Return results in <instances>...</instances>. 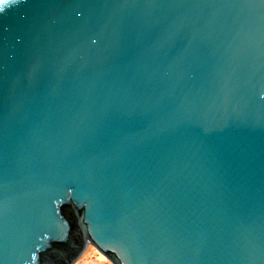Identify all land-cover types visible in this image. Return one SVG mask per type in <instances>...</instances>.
<instances>
[{"label":"water","instance_id":"95a60500","mask_svg":"<svg viewBox=\"0 0 264 264\" xmlns=\"http://www.w3.org/2000/svg\"><path fill=\"white\" fill-rule=\"evenodd\" d=\"M88 245L264 264V0L0 2V264Z\"/></svg>","mask_w":264,"mask_h":264},{"label":"rangeland","instance_id":"374dc122","mask_svg":"<svg viewBox=\"0 0 264 264\" xmlns=\"http://www.w3.org/2000/svg\"><path fill=\"white\" fill-rule=\"evenodd\" d=\"M92 251V253H91ZM96 254V256H95ZM109 264L105 259L99 260L98 253L91 246H86L82 254L71 264Z\"/></svg>","mask_w":264,"mask_h":264},{"label":"bare ground","instance_id":"6f19581e","mask_svg":"<svg viewBox=\"0 0 264 264\" xmlns=\"http://www.w3.org/2000/svg\"><path fill=\"white\" fill-rule=\"evenodd\" d=\"M94 250V249H93ZM91 253H92V251H91ZM95 256H96V254H95ZM98 259L99 260H103L104 258L98 253Z\"/></svg>","mask_w":264,"mask_h":264},{"label":"snow or ice","instance_id":"6c2138e0","mask_svg":"<svg viewBox=\"0 0 264 264\" xmlns=\"http://www.w3.org/2000/svg\"><path fill=\"white\" fill-rule=\"evenodd\" d=\"M0 2H2V0H0Z\"/></svg>","mask_w":264,"mask_h":264}]
</instances>
